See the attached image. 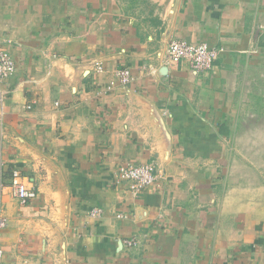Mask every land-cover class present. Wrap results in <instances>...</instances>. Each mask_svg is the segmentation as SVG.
Returning a JSON list of instances; mask_svg holds the SVG:
<instances>
[{
	"label": "crops",
	"instance_id": "1",
	"mask_svg": "<svg viewBox=\"0 0 264 264\" xmlns=\"http://www.w3.org/2000/svg\"><path fill=\"white\" fill-rule=\"evenodd\" d=\"M171 1L157 32L127 0H0V264H264V0ZM173 39L224 51L166 66ZM148 163L140 195L117 184Z\"/></svg>",
	"mask_w": 264,
	"mask_h": 264
},
{
	"label": "built area",
	"instance_id": "2",
	"mask_svg": "<svg viewBox=\"0 0 264 264\" xmlns=\"http://www.w3.org/2000/svg\"><path fill=\"white\" fill-rule=\"evenodd\" d=\"M224 51L221 47L210 46L206 43L198 45H191L184 41L173 39L169 42L166 50L164 62L166 66L178 65L182 61H187L194 71L210 70L215 62L218 60L220 54ZM16 66L13 57L3 47L0 46V95L2 94L1 85L12 77L15 73ZM96 71L102 72L101 65H96ZM117 84L127 86L133 81V75L129 69H122L115 75ZM116 83L111 81L107 90H112ZM30 108V107H27ZM117 184H126L130 193L134 196L140 195L148 186L157 182L156 167L153 163L144 164L141 166L123 165L119 166L116 171ZM2 185H0V188ZM11 189L13 197L21 204H26L34 200L37 192L33 188L27 186L21 181V175L18 170H12L11 173ZM103 210L100 208H93L89 215L91 217H101ZM117 218L124 219L125 215L117 214ZM6 226L5 218L0 214V229ZM123 244L127 247H134L137 245L135 238L125 239ZM3 252L0 249V258Z\"/></svg>",
	"mask_w": 264,
	"mask_h": 264
},
{
	"label": "rangeland",
	"instance_id": "3",
	"mask_svg": "<svg viewBox=\"0 0 264 264\" xmlns=\"http://www.w3.org/2000/svg\"><path fill=\"white\" fill-rule=\"evenodd\" d=\"M171 0H127L126 10L137 15L146 28H156L157 32L165 29L169 20L167 15L172 10Z\"/></svg>",
	"mask_w": 264,
	"mask_h": 264
}]
</instances>
